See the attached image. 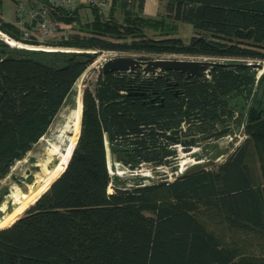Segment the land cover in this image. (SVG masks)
I'll return each instance as SVG.
<instances>
[{
  "label": "trees",
  "instance_id": "1",
  "mask_svg": "<svg viewBox=\"0 0 264 264\" xmlns=\"http://www.w3.org/2000/svg\"><path fill=\"white\" fill-rule=\"evenodd\" d=\"M144 1L112 0L107 15L92 8L83 24L77 9L52 12L84 34L46 44L264 60V0H162L160 19L141 16ZM176 22L192 25L188 42L173 36ZM145 29L162 36L147 37ZM0 31L21 40L15 21L0 17ZM94 59L91 52L13 48L0 38V178L44 135ZM256 74L222 65L190 78L100 71L82 91L80 131L65 169L0 229V264H264V107L257 104L262 112L253 122L246 115L264 80ZM239 126L245 138L213 167L129 186L108 172V154L129 169L170 166L180 151L205 149Z\"/></svg>",
  "mask_w": 264,
  "mask_h": 264
},
{
  "label": "rangeland",
  "instance_id": "2",
  "mask_svg": "<svg viewBox=\"0 0 264 264\" xmlns=\"http://www.w3.org/2000/svg\"><path fill=\"white\" fill-rule=\"evenodd\" d=\"M27 2V0H3L0 6V17L3 18L4 21H13L15 18V8L18 2ZM80 12V21L81 24L88 22L92 19V12L90 8L86 6L79 7ZM104 15L108 14V9L102 12ZM164 2L162 0H145L143 5V10L141 13L142 17L151 18V19H160L164 17ZM117 20L121 21L123 18L121 7L118 5L115 9V15ZM1 18V19H2ZM81 32L79 29V25L76 23L74 28L71 29L68 35H73L75 32ZM84 34L83 32H81ZM145 35L150 38H159L161 37V33L159 30H151L145 29ZM173 36L181 38L184 42H188L193 35V27L191 24L186 22H176L175 27L173 28ZM67 35V36H68ZM61 36V33H57L55 37L44 38V42L49 43L51 41H58ZM129 40V39H128ZM10 47L16 48V46H12L8 44ZM80 50V52H91L95 53L94 61L86 68L84 73L79 77V79L74 84L71 93L64 100L63 104L59 108L57 114L54 119L50 123L44 135L38 140L36 144L33 145L31 150L27 152L22 159L18 160L13 164V166L9 169L7 175L3 178H0V200L3 198L4 194L7 192L9 185L11 183L17 181H27V178L32 171V163L30 162L31 157H35V154L42 152L43 148L47 145V140L51 138L52 133H54L60 123L63 121L66 113L71 109V103L73 100V95L77 90H81V93L85 87L90 89L93 88V85L97 79V75L100 72V68L102 64L113 57L117 56H134L142 59H153V58H183V59H216L217 58H207V57H191L180 54H152L147 52H130V51H98L93 49L89 50ZM103 58L99 61V57ZM219 59V58H218ZM230 60H244L238 58H227L224 61ZM97 61V62H96ZM247 61L256 62L261 65L260 69L257 71V74L264 73V71L260 72L264 65V60H250ZM259 75V76H260ZM256 77V76H255ZM257 89L255 94V100L258 102H254V104H250L248 107L253 106L257 111L259 109L257 106L264 107V80L262 83H259L256 87ZM258 104V105H257ZM247 111V110H246ZM247 115V112H246ZM245 138V134L243 132V127L239 126L234 134L231 136H225L210 145H208L205 149H200L195 147L190 149L188 152L180 151L177 159L170 166H153L149 163H142L135 169H129L127 166L122 163L114 161L110 155H107V164H108V172L117 177V183L123 184L126 186L132 184H150L153 182H159L162 180L172 181L176 176L182 174L187 168H190L195 165H200L204 167H213L215 164L220 163L225 159V157L233 151V149ZM113 188L110 184L108 186V192H112ZM237 238L238 242L245 243L249 241V236H243L240 234L232 235L231 239Z\"/></svg>",
  "mask_w": 264,
  "mask_h": 264
},
{
  "label": "bare ground",
  "instance_id": "3",
  "mask_svg": "<svg viewBox=\"0 0 264 264\" xmlns=\"http://www.w3.org/2000/svg\"><path fill=\"white\" fill-rule=\"evenodd\" d=\"M0 38L9 44H14V41L1 31ZM262 71H264V65L260 72ZM81 94L80 89L74 93L73 100L77 103L76 108L66 113L56 131L47 140V145L42 152L35 154L29 175L30 180L17 181L9 185L7 192L0 200V229L11 225L22 216L65 169L80 131Z\"/></svg>",
  "mask_w": 264,
  "mask_h": 264
},
{
  "label": "built area",
  "instance_id": "4",
  "mask_svg": "<svg viewBox=\"0 0 264 264\" xmlns=\"http://www.w3.org/2000/svg\"><path fill=\"white\" fill-rule=\"evenodd\" d=\"M31 1V3H23L20 1L16 5L15 22L21 29V40L17 41L10 37L14 41V44L10 45L27 50L51 52H80V50L75 48L55 46L44 42V38L55 37L58 32L61 33L60 37L66 38L68 33H70L71 29L75 26V21L66 22L54 19L52 12L75 10L77 8L79 9L81 6H86L90 9L95 8L99 10V12H102L109 9L112 2V0H43V3L39 2V0ZM33 40L36 43H34ZM224 59L219 58L217 60L224 61ZM259 75L260 73L256 74V79Z\"/></svg>",
  "mask_w": 264,
  "mask_h": 264
},
{
  "label": "water",
  "instance_id": "5",
  "mask_svg": "<svg viewBox=\"0 0 264 264\" xmlns=\"http://www.w3.org/2000/svg\"><path fill=\"white\" fill-rule=\"evenodd\" d=\"M219 65L230 67L237 72H251V73L253 72L256 73L261 67L259 63L251 62V61H247V62L239 61V62L229 63L226 61H219L216 59L208 60V59H183V58H162V57L153 58V59H142L134 56H117L106 60L102 64L100 71L102 75H105L106 73L109 72H118L119 74H131L136 71H141L144 76L159 75V74H164L166 72H180L184 74L186 78H190L200 75H208L212 69H214L216 66ZM76 106H77L76 101H73L71 103L70 108L74 109L76 108ZM261 112L262 109L257 111L253 106L248 107V113H247L248 121L253 122L258 118H260ZM34 160H35L34 157L30 158V162H33ZM29 180L30 177L27 178V181ZM29 208L30 206L28 207V209Z\"/></svg>",
  "mask_w": 264,
  "mask_h": 264
},
{
  "label": "crops",
  "instance_id": "6",
  "mask_svg": "<svg viewBox=\"0 0 264 264\" xmlns=\"http://www.w3.org/2000/svg\"><path fill=\"white\" fill-rule=\"evenodd\" d=\"M32 1H28V3H31ZM77 12H78V15H79V17H80V12H79V9L77 8ZM2 18V17H1ZM3 19V18H2ZM15 21V18H14V20L13 21H8V22H14Z\"/></svg>",
  "mask_w": 264,
  "mask_h": 264
}]
</instances>
